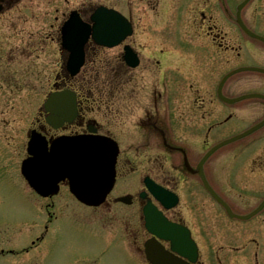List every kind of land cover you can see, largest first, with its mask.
I'll use <instances>...</instances> for the list:
<instances>
[{
	"label": "flooded vegetation",
	"instance_id": "flooded-vegetation-1",
	"mask_svg": "<svg viewBox=\"0 0 264 264\" xmlns=\"http://www.w3.org/2000/svg\"><path fill=\"white\" fill-rule=\"evenodd\" d=\"M242 1L0 0V104L23 105L27 86L39 101L30 129L48 141L96 135L115 142V184L101 205L83 208L87 221L88 213H95L98 226L115 217L109 226L128 228L130 246L140 256L144 242L153 238L143 213L150 204L166 221L190 229L198 248L195 264H264V143L257 148L239 143L206 157L218 137L242 133L243 123L248 128L250 121L259 120L247 104L233 108L224 101L234 98L236 84L225 80L219 86L232 57L248 55L252 38L238 27V17L264 36V0L248 1L238 14ZM100 7L124 16L129 34L112 47L96 43L92 35L77 42L82 59L73 70L63 29L71 17L83 29L92 27ZM242 78L246 93L247 78ZM44 83L49 93L68 90L75 95V113L70 120L54 122L57 127L40 107ZM258 89L264 90V82ZM261 107L263 118L264 102ZM16 115L0 112L2 136L8 134L4 122L16 123ZM152 184L163 189L162 201L151 192ZM67 190L63 182L46 199L53 211L47 210L44 232L30 228L28 236L34 238L23 251L38 247L48 228L57 227L56 209L71 208L74 198ZM160 243L169 248V242Z\"/></svg>",
	"mask_w": 264,
	"mask_h": 264
},
{
	"label": "rangeland",
	"instance_id": "rangeland-1",
	"mask_svg": "<svg viewBox=\"0 0 264 264\" xmlns=\"http://www.w3.org/2000/svg\"><path fill=\"white\" fill-rule=\"evenodd\" d=\"M223 25L227 31H233L228 24ZM250 25L253 26L252 23ZM258 26V29H262V26ZM251 42H253L252 52L249 48L247 56H243V59H233L228 67L243 63L248 67H264V45L256 41ZM242 77L247 78L248 92L256 91L258 84L261 81L264 82V74L253 72L236 74L228 80L237 85V87H232V93L235 96L244 92L241 88L244 81ZM43 85L40 87V100L50 91L45 83ZM29 90L31 89L26 86L23 105L21 103L12 105V103L6 107L0 104V112L16 113V123H18L8 119L4 122L8 134L6 136L0 134V145H7V147H0V155H5L4 158H0V248H2L0 264H76L88 261L95 264H145L129 248L125 237L128 228H122L123 225L109 226L115 223V217H111L110 220L104 219V227L98 226L100 219L95 216V213H88L89 220L87 221V211L75 201L68 203L71 208L69 207L70 209L65 212L56 209V218L59 217L57 227L49 228L44 240L37 248L25 254L26 256H16L13 253L5 255L7 248L15 251L14 248H18L16 247L18 243L26 239L27 228H34L36 225L33 224L34 220L41 219L47 210L53 211L50 206H47V200L35 198L30 188L25 185L26 182L24 183L17 174L21 159L25 156L24 148L27 142L26 136L24 141L21 140L23 136L21 129H24V133L28 130L30 118L35 114V108L39 103L32 98L33 93L30 94ZM261 103L259 99H248L235 104L234 107L247 104L248 111L256 114L254 119H257L263 113ZM23 115L24 117L21 118ZM247 125L248 123H243L240 127ZM262 132H264V127L244 140L223 147L222 150H229L237 143H260ZM258 145L254 147L257 148ZM21 147H23L22 150ZM246 157L248 158L249 155ZM72 210H74L73 214ZM120 211L123 212V209ZM109 214L112 216L114 213ZM1 251L4 253L2 254Z\"/></svg>",
	"mask_w": 264,
	"mask_h": 264
},
{
	"label": "water",
	"instance_id": "water-1",
	"mask_svg": "<svg viewBox=\"0 0 264 264\" xmlns=\"http://www.w3.org/2000/svg\"><path fill=\"white\" fill-rule=\"evenodd\" d=\"M250 69L253 70V68ZM259 71L264 72V70ZM263 125L264 122L258 124L245 134L225 141L219 146L254 132ZM29 153L32 155V158L24 162V172L30 184L35 187L38 192L43 195L55 193L57 182L68 177L70 179L72 192L77 195L80 200L88 204L97 203L99 199L98 195L100 194V182L109 174L110 168L105 167L103 170L104 174H100L93 164V154L85 153L84 149H81L80 144H76L75 142H56L52 152L47 154L45 148L39 147V142L37 139L33 138L29 144ZM112 159L113 153L110 157L111 163ZM39 162H41L40 169H38ZM38 176L41 177L37 178ZM54 186L55 188H53Z\"/></svg>",
	"mask_w": 264,
	"mask_h": 264
}]
</instances>
